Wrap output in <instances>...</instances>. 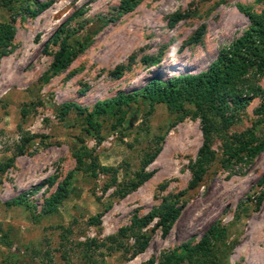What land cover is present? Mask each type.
<instances>
[{
  "label": "rangeland",
  "instance_id": "obj_1",
  "mask_svg": "<svg viewBox=\"0 0 264 264\" xmlns=\"http://www.w3.org/2000/svg\"><path fill=\"white\" fill-rule=\"evenodd\" d=\"M38 1L50 6L36 17L18 14L20 4L0 6V23L16 28L10 52L0 57V164L14 158L0 171V264H167V256L194 247L213 226L224 236L215 242L212 264H264V200L257 206L264 149L249 151L258 145L253 137H264L263 99L233 110L230 128L212 137L215 161L190 189L204 143L194 107L187 104L185 113L152 106L139 95L152 79L207 71L250 28L247 12L261 13L264 0H142L124 15V0ZM177 13L184 19L172 25ZM64 38L87 45L45 82ZM257 84L264 90V76ZM127 96L136 97L128 102ZM110 101L106 114L96 113ZM69 103L75 108L62 117ZM242 142L254 143L241 153L243 161L224 165ZM83 146L106 168L97 177L78 169ZM158 149L145 170L151 177L129 190L146 156ZM69 175L59 212L46 214V201ZM23 194L24 204L12 203ZM174 196H182L179 218L167 233L157 227L159 219L143 229L150 234L145 251L133 254V238H124L122 248L114 243L135 217Z\"/></svg>",
  "mask_w": 264,
  "mask_h": 264
},
{
  "label": "trees",
  "instance_id": "obj_2",
  "mask_svg": "<svg viewBox=\"0 0 264 264\" xmlns=\"http://www.w3.org/2000/svg\"><path fill=\"white\" fill-rule=\"evenodd\" d=\"M141 1L124 0L120 5L119 13L124 15L132 12ZM18 4H20L17 10L18 14H29L32 17L40 15L50 6V2L42 3L38 0H0V6L8 10L17 9ZM247 14L251 22L250 28L230 46L222 49L216 61L207 71L197 75L180 76L168 81L152 79L139 93L152 106L162 103L171 109L187 113L185 106L189 104L194 107L195 116L201 120L204 143L198 154L190 189L197 188L203 182L209 167L215 161L216 153L212 149V137L214 134L226 132L230 128L232 116L234 115L233 110L245 108L253 99L260 97L263 99V103L259 108V112L264 115V90L257 84L258 79L264 76V10L261 13L247 12ZM172 19V25H175L184 19V15L177 13ZM15 35L16 28L12 21L0 23V57L10 52L9 48ZM58 38L59 35L56 39ZM86 45L87 43L84 42L75 46L69 42V38H64L50 70L44 77V81L48 82L55 75L67 70L79 53L83 52ZM135 97L127 96L124 99L130 102L134 101ZM111 105L112 101L99 105L96 113L106 114ZM73 108H75L74 104H65L61 109V116H67ZM92 116H89L90 124H92ZM252 140L255 143L258 142V145L249 151L258 152L264 149V137L259 140L253 137ZM251 143L253 142H242L241 149L232 150L228 153L223 164L229 167L228 163L243 161L241 153L248 150ZM83 147L86 150L85 152L83 149L76 152L78 169L81 170L87 167V171L97 177L98 170L106 168H102L94 160L93 153L89 152L86 146ZM160 152L161 149H158L146 156L143 169L137 174V181L131 183L129 190L136 189L151 177V174L146 173L145 170L155 161ZM19 153L23 154L24 148H19ZM86 158L93 161L88 165L85 161ZM13 164L14 158H10L5 164H0L1 174L4 175ZM71 177L69 175L57 191L46 201L44 210L46 214L52 215L59 212L60 206L68 196ZM47 183L53 185L51 180H48ZM258 185L263 189L257 201V206H260L264 200V176ZM37 189H40V187ZM26 196L27 194H23L14 199L12 203L22 205L26 201ZM181 197L166 198L158 208L147 216L135 217L131 226L122 228L112 240L118 244V247L122 248L124 247L122 244L124 238H133L135 240V245L132 248L133 254L142 253L147 248L150 240V234L143 232V229L150 226L155 219H159L157 227L167 233L179 218L183 209V205L180 206ZM102 215L92 217L91 222H99ZM223 236L224 232L219 227L213 226L197 245L194 247L190 244L185 245L181 254L172 253L167 256L166 262L167 264L182 263L183 261H188L191 264H212L211 258L215 249V242L221 240ZM125 249L126 252L129 251L127 248Z\"/></svg>",
  "mask_w": 264,
  "mask_h": 264
}]
</instances>
